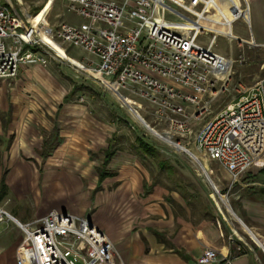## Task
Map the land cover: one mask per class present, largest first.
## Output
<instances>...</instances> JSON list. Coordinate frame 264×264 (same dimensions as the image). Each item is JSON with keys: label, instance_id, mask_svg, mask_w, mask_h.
I'll list each match as a JSON object with an SVG mask.
<instances>
[{"label": "built area", "instance_id": "obj_1", "mask_svg": "<svg viewBox=\"0 0 264 264\" xmlns=\"http://www.w3.org/2000/svg\"><path fill=\"white\" fill-rule=\"evenodd\" d=\"M55 1L37 22L41 7L32 12L21 0H0V82L15 78L24 65L58 59L98 81L128 110L124 98L129 100L151 129L182 146L187 140L199 147L208 161L225 169L231 183L262 161L264 75L249 87L239 83L236 96L218 111L210 110L216 97L231 89L234 64L244 60L242 52L233 55L232 41L264 50V43L256 42L251 33L245 38L232 32L234 22L249 24V19L234 18L228 36L209 25L215 20V0H64V11L84 20L51 23ZM229 8L239 9L233 0ZM219 36L228 39L229 52L216 50ZM48 40L69 56L72 48L84 56L76 58L79 64L73 63ZM5 221L22 233L16 253L25 245L29 248L25 264H125L111 239L86 214L51 209L21 221L0 204V224ZM256 237L257 241L250 238L264 258V237ZM237 239L235 251H252L259 260L254 247ZM195 262L236 264L232 255L219 257L209 247ZM18 263L24 264L21 255Z\"/></svg>", "mask_w": 264, "mask_h": 264}, {"label": "rangeland", "instance_id": "obj_2", "mask_svg": "<svg viewBox=\"0 0 264 264\" xmlns=\"http://www.w3.org/2000/svg\"><path fill=\"white\" fill-rule=\"evenodd\" d=\"M21 1L25 5L29 4L31 8H28L29 10L35 11V7H37L35 0ZM239 2L244 5L243 0H239ZM55 8L56 3L53 5L52 12ZM58 17L55 18L51 15L49 21L62 20V16ZM63 20L70 21L65 18ZM249 26H251L250 28L257 38H259V35L264 36V19L255 20L253 16L250 19V25L241 19L234 22L233 32L247 38L250 31ZM232 45L233 55L242 52L244 60L234 64L231 89L229 92L216 97L210 109L211 114L218 111L231 96L237 95L236 87H239V83L249 87L257 77L264 75V69H260V64L264 61L263 48L248 47L247 44H242L239 47L236 41H232ZM216 50L223 53L229 52V42L226 37L219 36L217 38ZM69 54L75 58L84 56V53L77 48L70 50ZM27 67L30 69L29 73L33 75H28V77L24 78L17 77V74L15 78L7 80L0 90V203L3 204L9 213L14 214L21 221H27L31 219V216L35 215L42 198H45L42 187L40 189L41 193L38 194L40 200L37 199L32 189V186L36 187L35 182L24 181L23 178L18 177L10 184H7L13 174L12 166H9L7 162L2 163L7 148L6 141L9 140L7 145L9 147L13 138L14 140L16 138L15 142H18L21 135L19 131L13 135L10 132L5 133L2 129V124L9 122L10 119L15 120V123H17L28 117H31L29 121L34 123V131L25 132V136L28 141L33 143L31 145L33 155L28 157L30 156L29 154L23 150L19 151L18 159L24 163V173L29 172V167L32 168L30 166L31 163H34L38 172H43L46 169L49 158L57 160L58 157L54 156L58 146L65 139H70L68 154L71 155H65L64 159L67 156H82L81 153L85 150L87 158L93 160L88 175L82 172L83 166L72 172L77 180L80 181V190H83L84 194L90 196V194L94 193L92 201H94L97 193V191H93L95 187L94 168L99 167L104 161L107 154L104 150L108 146L110 148L107 152H112L109 163L112 160L114 161V165L110 164L108 169H114L117 164L130 163L133 166L137 165L145 172L148 183L160 182L169 188L179 185L188 193H195L202 198L205 196L211 197L210 192L213 189L208 180L199 173L197 164L186 153L178 151L172 145L163 142L134 119L130 111L119 104L113 93L100 85L98 81L86 77L84 72H76L68 63L58 59L47 60L45 67L37 65H27ZM39 100L45 105V107L41 106L40 108L45 118L44 122H40L34 114H29L28 109L17 107L23 105L24 101L30 103V101ZM145 118L148 120L147 117ZM150 124L154 126L153 123ZM21 126L22 124H20ZM159 130L160 127H157V131ZM67 133L70 134L68 137L65 135ZM10 135H12L11 138ZM137 136L142 137L144 141L149 143L157 151L158 156L152 157L146 151L141 154L144 148H141ZM86 138H93L96 141L94 142L95 144L89 145L90 142ZM43 142L46 146L42 147ZM87 143L89 148L85 147ZM181 143L186 146L190 145L187 140ZM189 147L200 155L201 150L199 147L195 145H190ZM41 152L42 155H39ZM61 159L63 158L59 157L57 161L54 160V162L60 164L58 167L63 166L61 165L63 163ZM209 165L213 171V179L216 182L217 190L226 195L228 203L242 219L243 213L239 205L240 199L252 189H257V186L245 187L239 182L229 186L230 176L224 169L215 161H209ZM68 168L71 169L70 167ZM252 169L256 171L259 168L253 167ZM243 177L242 175L239 181ZM106 188L111 190L110 187ZM106 188L104 187L105 190ZM142 189L141 192L146 191ZM108 194L109 191H106L105 195L108 196ZM221 208L228 223L242 234L243 238L241 239L256 249L247 232L238 222L231 219L223 203H221ZM94 212L95 207L92 203L86 208V213H84L90 216ZM21 237L20 229L12 221H5L0 224V264H19L18 257L20 255L24 260V264L29 261L31 253L28 251L27 245L19 250V255L16 253V247ZM237 237L239 236L237 235ZM256 253L259 256V260L256 259L254 252L247 251V264H264V258L257 249Z\"/></svg>", "mask_w": 264, "mask_h": 264}, {"label": "crops", "instance_id": "obj_3", "mask_svg": "<svg viewBox=\"0 0 264 264\" xmlns=\"http://www.w3.org/2000/svg\"><path fill=\"white\" fill-rule=\"evenodd\" d=\"M44 2L45 0H35V4H37L35 8L41 7ZM55 3L56 8L53 12L51 11L50 16L53 15L55 18L62 16V18L60 17L62 21L73 23L84 20L80 15L64 11V0H56ZM247 4L250 14L249 25L252 16L255 20L264 19V0H247ZM26 5L30 8L29 4ZM64 18L70 21L63 20ZM57 21L59 20L56 19L55 22ZM250 27L249 34L251 33L254 40L264 43V36L259 35L257 38ZM31 65L45 67L39 63ZM29 72L30 69L24 65L19 68L17 77L25 78L28 75H33ZM6 81L0 83V90ZM23 103L17 107L28 109L29 114H34L40 122H44L45 118L40 108L45 105L40 100L30 101V103L24 101ZM30 118H23L17 123L10 119L9 122L2 124L5 133L10 132L12 135L18 131L21 133L18 142H15L16 138L15 140L13 138L9 147L7 146L9 140L6 141L7 148L2 163L7 162L9 166H12L13 174L7 184L18 177L23 178L24 181L35 182L36 187L32 186V189L37 199H39L38 194L41 193L40 189L43 187L45 198H42L35 215L30 217L31 219L44 215L51 209L83 215L86 213V208L93 203L95 212L88 216L111 239L125 264H196V257L207 247L213 248L219 257L232 255L236 264L248 263L246 254L249 250L235 251V247L240 241L232 226L225 219L222 208L220 209L212 197L202 198L195 193H188L179 185L169 188L160 182L148 183L145 172L137 165L124 163L115 165L114 169H108L110 164L114 165L113 160L109 163V157L106 164L103 165V169L110 175L105 176L102 180L98 179L97 167H95L93 191H97V193L94 201H92L94 193L90 196L84 194L83 190H80V181L72 173L83 166L82 172L88 175L93 160L87 158L85 150L81 153L82 156L75 154L76 156H67L64 159L65 155H71L68 154L70 139H65L58 146L54 156L58 157L57 160L59 157L63 158L61 159L63 166L58 167L60 164L54 162L56 159L49 158L43 172H38L34 163H31L32 168L28 166L29 172L24 173V163L18 159V155L20 150L29 154L28 157L33 155L31 146L33 143L28 141L25 136V132L34 131V123L29 121ZM20 124H22L21 127ZM32 135L34 134L32 133ZM65 135L68 137L70 134ZM87 140L90 142L89 145L96 142L93 138ZM66 142L62 155H59V148ZM89 145L87 143L85 147L89 148ZM43 146H46L44 142ZM109 148L108 146L104 152L108 153ZM39 155H42V152ZM35 159L38 160L37 157ZM253 167L259 169L253 171ZM243 176L244 179L241 178L242 180L238 181L242 186H257V189H252L240 199L242 220L256 236L264 237V157L262 161L253 164ZM233 184H237V182L229 181L228 183L229 186ZM104 187H110L111 190L108 188L105 190ZM140 188L146 191L141 192ZM106 191H109L110 195L106 196Z\"/></svg>", "mask_w": 264, "mask_h": 264}, {"label": "bare ground", "instance_id": "obj_4", "mask_svg": "<svg viewBox=\"0 0 264 264\" xmlns=\"http://www.w3.org/2000/svg\"><path fill=\"white\" fill-rule=\"evenodd\" d=\"M53 0H45V2L43 3V5L41 6V11L35 16V20L38 22L43 15L49 10L51 3ZM217 2V7L215 12L212 14L213 17L215 18L214 21L210 22V26L212 28H215L216 31H221L224 32L226 35L229 36V34L231 32L229 23L236 17L238 16H242L245 19H249L250 14H249V6L248 4H245L243 6H239V1L238 0H233V3L235 2L238 5V10L233 11L232 9H230L229 7L232 5V0H215ZM247 1V0H246ZM233 32V31H232ZM48 39V38H46ZM50 41V40H48ZM51 45L53 47H55L58 51H60V54L63 57H68L73 63H77L79 64V61L74 58L69 56L68 54H66V52H64V50L57 45L56 43H54L53 41H50ZM124 101L126 102L127 106H130V113L136 117L140 123L144 126H146V123H143L141 116H139L140 114H138L133 107L131 106V103L129 100L124 98ZM150 127V126H149ZM152 133L154 135H156L160 140H162L163 142L172 145L173 147H175L178 151H182L184 153H186L185 151H187L188 153H186L198 166V171L200 174H202L210 183L211 187H212V191L210 192L211 197L215 200V202L217 203V205L220 207L221 209V203H223V205L225 206L226 211L230 214L231 219H233L234 221L238 222L241 227L249 234V236L257 241V237L256 235L252 232V230L244 223V221L238 216V214L232 209V207L230 206V204L227 201V197L226 195L222 194L221 192H219L217 190V186H216V182L213 179V171L209 165V161L207 159V157L201 152L200 155L193 151L189 146H182L181 144H177V142L171 138H169L166 135L160 134L158 132H156L155 130L151 129ZM67 142L62 145L59 148V155H62V152L64 151V147L66 146ZM215 177V176H214ZM217 195V196H216ZM234 233L236 235H238L240 238H243L242 234L235 228L232 227Z\"/></svg>", "mask_w": 264, "mask_h": 264}, {"label": "trees", "instance_id": "obj_5", "mask_svg": "<svg viewBox=\"0 0 264 264\" xmlns=\"http://www.w3.org/2000/svg\"><path fill=\"white\" fill-rule=\"evenodd\" d=\"M37 10H38V8H37L35 11H37ZM137 140L139 141V144H140L141 148H144L143 151L140 150V151H141V154H142L144 151H146V152H148V154H149L150 156H152V157H157V156H158L157 151H155V150L153 149V147L149 145V143H147L146 141H144V139H143L142 137L137 136ZM139 149H140V148H139ZM111 153H112V152H111ZM111 153L108 152V153L106 154V157H105L103 163L101 164V166H99V167L96 168V172H97V175H98V179H99V180H102L105 176L110 175V173L106 172V171L103 169V168H104L103 165L106 164V162H107L108 158L110 157Z\"/></svg>", "mask_w": 264, "mask_h": 264}, {"label": "water", "instance_id": "obj_6", "mask_svg": "<svg viewBox=\"0 0 264 264\" xmlns=\"http://www.w3.org/2000/svg\"><path fill=\"white\" fill-rule=\"evenodd\" d=\"M146 126H144V127H146L151 133H152V131H151V128L147 125V124H145ZM186 153H188L187 151H185ZM62 212H65V211H62Z\"/></svg>", "mask_w": 264, "mask_h": 264}]
</instances>
